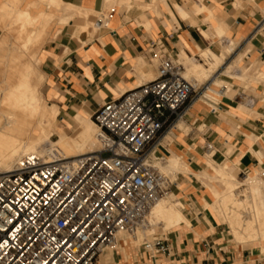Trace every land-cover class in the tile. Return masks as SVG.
I'll use <instances>...</instances> for the list:
<instances>
[{
  "label": "crops",
  "instance_id": "crops-1",
  "mask_svg": "<svg viewBox=\"0 0 264 264\" xmlns=\"http://www.w3.org/2000/svg\"><path fill=\"white\" fill-rule=\"evenodd\" d=\"M69 6L81 14L67 17ZM52 11L49 38L35 59L57 128L72 129L70 137L91 135L90 121L103 104L156 76L162 51L187 67L199 51L221 56L229 49L225 60L235 48L234 62L243 57L254 78L244 88L225 76L230 90L220 86L218 93L210 90L211 100L195 98L162 132L158 155L177 156L188 168L174 174L170 188L184 221L157 238L162 250L119 239L98 264H264V244L234 242L212 206L213 191L223 190L218 169L234 178L264 173V0H62ZM90 13L106 15L108 26L84 30ZM220 40L226 43L219 48Z\"/></svg>",
  "mask_w": 264,
  "mask_h": 264
},
{
  "label": "built area",
  "instance_id": "built-area-1",
  "mask_svg": "<svg viewBox=\"0 0 264 264\" xmlns=\"http://www.w3.org/2000/svg\"><path fill=\"white\" fill-rule=\"evenodd\" d=\"M94 26L107 27V16ZM195 89L162 51L155 78L93 115L97 150L73 159L29 153L0 173V264H98L120 233L140 228L172 185L153 166L155 144L184 117ZM151 245L162 250L158 239Z\"/></svg>",
  "mask_w": 264,
  "mask_h": 264
},
{
  "label": "bare ground",
  "instance_id": "bare-ground-1",
  "mask_svg": "<svg viewBox=\"0 0 264 264\" xmlns=\"http://www.w3.org/2000/svg\"><path fill=\"white\" fill-rule=\"evenodd\" d=\"M3 1H7V8L2 10V14L8 19L4 23L2 21L7 30L4 31L8 33L13 27L16 36L8 37L9 33L8 36L3 35L0 40V173L13 170L18 159L29 153H36L46 160L53 156L73 159L97 150L98 128L93 121L90 122L95 129L94 136L82 131L79 137H70L66 131L57 128L58 138L55 141L50 140L49 130L54 124L56 113L43 99L40 86L44 76L40 72L36 75L38 59L32 64L27 56L28 49L37 46L48 32L51 22L52 13L38 9L39 6L44 4L47 7L60 8L62 0H33L24 8H20L22 0H0V3ZM2 6L4 7V4ZM80 11L69 6L64 13L69 17ZM85 29L87 27H84ZM228 53L229 49H225L221 56L211 51L203 52L202 55L212 60L208 66L196 59L188 63L187 67L181 62L183 76L185 74L184 77L195 88L199 84V77L206 78L218 70ZM231 68H225L224 72L229 73ZM205 96L208 97L204 94ZM153 155H158L156 149ZM185 163L177 156H170L166 159L164 167L174 172H184L188 169ZM153 166L164 174L156 165ZM216 173L223 183V190L213 191L215 200L212 206L220 221L224 222L237 242L264 241V180L257 175H250L238 182L223 168L218 169ZM239 187H244L242 197L236 194ZM171 194V190L165 191L155 201L146 222L140 228L146 229L161 224L160 229H167L181 220L184 221L177 209V203L168 199ZM136 231L137 229L130 234L132 238H135Z\"/></svg>",
  "mask_w": 264,
  "mask_h": 264
},
{
  "label": "rangeland",
  "instance_id": "rangeland-1",
  "mask_svg": "<svg viewBox=\"0 0 264 264\" xmlns=\"http://www.w3.org/2000/svg\"><path fill=\"white\" fill-rule=\"evenodd\" d=\"M30 1H33V0H22L21 1V4H20V8H24L25 7V5L26 4H28ZM4 4V7L2 6L3 4ZM5 3H6V5H5ZM0 6H1V8H0V40L3 38V35H5V34H7L6 36H8L9 35V33H10V35L8 36V37H12V36H16V30H15V28H10L9 29V31H8V33L7 32H5V31H7L6 30V28H5V26H4V22L5 21H8V19L5 17V16H3V14H2V10L3 9H6L7 8V1H3V2H1L0 3ZM6 7V8H5ZM45 8H47V9H45ZM38 9H43V10H45V11H48V12H50V13H52V16L50 17V20L52 21V19H53V16H54V13H53V11H52V9H54V10H56V9H58V8H55V7H47V6H45L44 4H41L40 6H39V8ZM37 9H33V11H36ZM91 15H92V17H91ZM4 17V18H3ZM90 17H91V19H90V23L87 25V29H85L86 31H88V30H91V31H96L97 29L95 28V26H94V22H95V20L97 19V18H99L100 17V15L99 14H97V13H90ZM54 20H57L60 24H61V21L58 19V18H56V19H54ZM2 21H3V23H2ZM3 25H2V24ZM6 24V23H5ZM4 28V29H3ZM5 30V31H4ZM48 31V30H47ZM49 38V34H48V32L45 34V36L38 42V44H37V46H32V47H30L29 49H28V58H29V61L33 64L34 62H36V59H35V55H36V53L38 52L39 53V51H40V49L42 48V46L45 44V42L47 41V39ZM226 42H223L222 40H220V42L218 43V45H219V48L220 47H222L224 44H225ZM235 47H236V45H235ZM39 50V51H38ZM208 50H211V49H209V48H207L206 49V51L205 50H203V51H199V53H198V57H193V58H195L196 60H199V61H201L202 63H205L207 66H208V63L209 62H212V60L211 59H208V57H206V56H204V55H202V53L203 52H207ZM213 51V50H212ZM217 51H218V49H217ZM236 49L234 48V50H233V52H232V54H230L224 61L222 60V62H223V64L218 68V70L216 71V72H213L212 74H209V76H207L206 78L205 77H203V76H200L199 77V81L197 82V87H196V94H195V96H194V99L195 98H198V97H200V95H203L204 96V93H206L207 95H213L212 93H211V91H214V92H216V93H218L217 91V89L218 88H220V86H225L226 87V89L227 90H230L231 89V85L229 84V82H227V81H225V78L227 77V78H229V79H233V80H238L240 83H241V85H242V87H244V88H248L252 83H254V78L250 75V73H249V69H248V67L247 66H245L244 65V58L242 57V60L240 61V62H234V60H235V53H236ZM215 52V51H214ZM200 55H202V56H200ZM201 58H200V57ZM184 58H185V60H186V57L184 56ZM206 59V61H205V59ZM201 59V60H200ZM34 60V61H33ZM177 61L179 62V63H181V60H180V57H178V59H177ZM184 63V62H183ZM228 64H231L232 65V68L231 69H229V73H225L224 71H223V69H224V67H226ZM237 69H239L240 71H241V75L240 76H237L236 74H235V71L237 70ZM37 71L38 72H36V75H37V73H39L40 72V67H37ZM211 75V76H210ZM155 75L154 74H151V75H148L147 77H146V80H149V79H152L153 77H154ZM184 76H185V74H184ZM226 76V77H225ZM188 80V79H187ZM220 83V84H218V82ZM211 84V85H210ZM222 84V85H221ZM40 89H41V92H42V95H43V98H44V100L46 101V103L47 104H50L46 99H45V97H44V94H45V91H44V80L42 79V81H41V86H40ZM211 90V91H210ZM205 98H209V97H206L205 96ZM193 99V100H194ZM210 99V98H209ZM61 125H60V123H59V120L57 119V117L55 118V120H54V124L51 126V128H50V130L49 131H51V133H49V135H51V137H50V140H52V141H55L57 138H58V130H57V127H60ZM92 127H93V125H92ZM94 131H95V129H94V127H93V130H92V133H91V135L90 136H94ZM56 132H57V134H56ZM67 134H72V129H70V130H67V132H66ZM160 139V138H159ZM159 139H158V141H157V143L155 144V148L154 149H157V150H163V145H159L158 147H156L157 146V144H158V142H159ZM78 141H80L79 139H77ZM157 157H159L158 158V160H155V161H153V164L154 165H156L158 168H160L163 172H164V175L165 176H167V178L171 181V182H173L174 181V179H175V177H176V175H174L175 174V172L176 173H178L179 172V170H176L175 172L173 171V170H169V169H166L165 167H164V164H165V161H166V159L168 158V157H166V156H161V155H157ZM164 159V160H163ZM163 160V161H162ZM162 161V162H161ZM246 176H250V175H245V176H235L236 178V181H238V182H242L243 180L242 179H244V177H246ZM258 177L259 178H261L262 180H264V178H262L261 177V175H258ZM216 185H217V187H220L217 183H215ZM244 187H239L237 190H236V194L238 195V197H242V189H243ZM170 197L171 196H169L168 197V199L170 200ZM219 218V217H218ZM221 219L219 218V221H220ZM226 228H227V226L224 224V222H222V221H220ZM161 225V224H160ZM160 225H156L155 227L153 226V227H151V228H146V229H144V228H138L137 229V231H136V236H135V238H137L136 240H134L133 238H132V236L129 234V233H126V232H122V233H120L119 234V236H118V239H125V240H127L128 242H130L131 244H133V245H135V246H140L141 244H143V243H145V242H148V243H153V241L155 240V239H157L158 237H160V236H162L169 228H165V229H160L159 227H160ZM149 229V230H148ZM227 230L230 232V230L227 228ZM231 233V232H230ZM230 237H231V235H230ZM232 239V238H231ZM234 241V240H233ZM234 242H236V240L234 241ZM236 243H238V244H243V245H247V244H249V243H244V242H236ZM255 244L257 243H262V244H264V241H255L254 242ZM105 251H111V249L110 248H107Z\"/></svg>",
  "mask_w": 264,
  "mask_h": 264
}]
</instances>
